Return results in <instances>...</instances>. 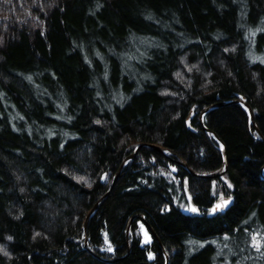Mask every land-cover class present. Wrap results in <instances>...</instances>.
I'll use <instances>...</instances> for the list:
<instances>
[{"label": "trees", "instance_id": "1", "mask_svg": "<svg viewBox=\"0 0 264 264\" xmlns=\"http://www.w3.org/2000/svg\"><path fill=\"white\" fill-rule=\"evenodd\" d=\"M261 138L264 0H0V264H264Z\"/></svg>", "mask_w": 264, "mask_h": 264}, {"label": "water", "instance_id": "2", "mask_svg": "<svg viewBox=\"0 0 264 264\" xmlns=\"http://www.w3.org/2000/svg\"><path fill=\"white\" fill-rule=\"evenodd\" d=\"M234 103H240L241 105H243V106L246 108V110L248 111L249 117H250V122L252 123L253 126H255L254 112H253V110L251 109V107H250L247 103H245V102H238V101H235ZM218 106H220V105H215V106H212V107H208V108H206V109L202 112V114H201V116H200V124H201V126L204 128V130H205L208 134L211 133V132H210L209 130L205 129V127H204V121H203L204 115H205L208 111H210L211 109H214V108H216V107H218ZM256 130H257V129H256ZM214 135H215V134H214ZM215 137L217 138L216 135H215ZM261 140L264 142V139H263V138H261ZM219 142H220L221 145H223L221 151H222V154H223V160H224V168H223L222 170H220L219 172L214 173V174H210V175H198V174L194 173V172L189 168V166H188L187 164H185L184 162H181V165H182L184 168H186V169L188 170V172H189L193 177H196V178L206 179V180H213V179H217V178L221 177V176L223 175V173L226 172V170H227V167H228V161H227V151H226L225 144H224L221 140H219ZM143 147H149V148H152V149L157 150V151L160 152V153H164V150L161 149V148H159V147H156V146H153V145H148V144H141V145L138 147V149H137V150H136V151H135V152H134L129 158H127V159L125 160V162H124V164L122 165L121 169L119 170V172H118L117 175L115 176V179H114V181H113V183H112V186H111V188H110L109 193H108L105 197H103L102 200H100V202H99L98 204H96V205L94 206V208L91 210V212L89 213V215H88L87 218H86V221H85V224H84V228H85V247H86V250H88V251H89L93 256H95V257H98V255L95 254L93 251L90 250V248H89V243H88V239H87V226H88L89 220H90L91 216L96 212V210L100 208V206L104 203V201L106 200V198H107L108 195L110 194L111 190L113 189L115 183L117 182V180H118V178H119V175H120L121 170H122V168L124 167V165H125L127 162L133 160V159L136 157V155H137V153L139 152V150H140L141 148H143ZM185 196H186V200H187L188 208L190 209L192 206H195V207H196V205H195V203H194V201H193V198H192V196H191V194H190V192H189V189H188L187 187H185ZM189 196H191V199H189ZM223 200H229V201H230V203L228 204V206H227L225 209H223V210H218L217 212L213 213V212H212V209H213L218 203H222ZM233 203H234V199H233V198H225V199L218 200V201L213 205V207L211 208V212H210L209 216H210V217H214V216L218 215V214L221 213V212H226V211H227V210L233 205ZM196 208H197V207H196ZM187 215L190 216V217H200V216H201V213H200L199 211H198V212H192V211L188 210ZM136 220H138L139 222H142V223L146 226V228H147L148 232L151 234L153 240H156V241L158 242V244H159L160 247H161L162 252L165 253V249L163 248L161 242L159 241V239H158L156 233H155L154 230L151 228V226L149 225V223H148V222L144 219V217L141 216V215H137V216L133 217V218L130 220L129 227H128V230H127V239H129V236H130V234H131V227H132V224H133V222L136 221ZM98 258H99V257H98ZM165 259H166V264H168V262H169V257H168L167 254L165 255ZM146 264H151V263L148 262V263H146Z\"/></svg>", "mask_w": 264, "mask_h": 264}, {"label": "snow or ice", "instance_id": "3", "mask_svg": "<svg viewBox=\"0 0 264 264\" xmlns=\"http://www.w3.org/2000/svg\"><path fill=\"white\" fill-rule=\"evenodd\" d=\"M253 35H255V33H253ZM29 79H31V77H29ZM97 123H100V121H97ZM221 147H223V145H221ZM103 179H108V174L107 173H104ZM83 179V178H81ZM90 186V185H89ZM189 199H191V196H189ZM230 203L229 200H223L222 203H218L213 209H212V212L215 213L217 212L218 210H223L225 209L228 204ZM190 211L192 212H198L199 209L196 208L195 206H192L190 209ZM143 227V226H142ZM37 236L40 235V233H36ZM105 236L107 237V233L105 234ZM226 239L228 238L227 236L225 237ZM9 240L13 239L11 236L8 237ZM145 242L146 243H149L151 242V238L147 236V232L145 231ZM190 243H192L190 241ZM252 243H253V247L257 249V251H260L261 249H264V239H262L260 237V234L259 233H256L254 234L253 238H252ZM0 251H3V248L2 246H0ZM108 251H114V248L111 246V244H109V247H108ZM5 255H8V253L5 251L4 252ZM150 258H154V254L150 253L149 254Z\"/></svg>", "mask_w": 264, "mask_h": 264}, {"label": "rangeland", "instance_id": "4", "mask_svg": "<svg viewBox=\"0 0 264 264\" xmlns=\"http://www.w3.org/2000/svg\"><path fill=\"white\" fill-rule=\"evenodd\" d=\"M215 185V189L217 188V190H218V188H219V186H218V184L217 183H215L214 184ZM221 200V199H220ZM185 209H188V205L187 206H185L184 207ZM141 224L139 225L140 226V229H139V233H140V235H141V237H142V240H141V245L143 246V247H146V246H148L149 244H151V242H152V238H151V236H150V234L143 228L144 226H143V224H142V222H140ZM143 226V227H142ZM145 231L147 232V236L148 237H150L151 238V242H149V243H146L145 242ZM108 247H109V245H105L103 248H102V252H104L105 254H108L109 255V251H108ZM153 254V253H152ZM150 257V256H149ZM152 259V258H151Z\"/></svg>", "mask_w": 264, "mask_h": 264}, {"label": "bare ground", "instance_id": "5", "mask_svg": "<svg viewBox=\"0 0 264 264\" xmlns=\"http://www.w3.org/2000/svg\"><path fill=\"white\" fill-rule=\"evenodd\" d=\"M142 224H143V223H142ZM143 226H144L143 228L147 231L146 226H145L144 224H143ZM137 229H138L137 231H139V229H140L139 223H138V227H137ZM137 234H138V232H137ZM138 235H139V234H138ZM141 247H142V245H141ZM143 248H145V247H143Z\"/></svg>", "mask_w": 264, "mask_h": 264}]
</instances>
